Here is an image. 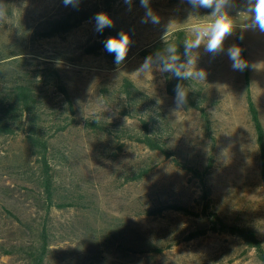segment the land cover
Listing matches in <instances>:
<instances>
[{
    "label": "rangeland",
    "instance_id": "obj_1",
    "mask_svg": "<svg viewBox=\"0 0 264 264\" xmlns=\"http://www.w3.org/2000/svg\"><path fill=\"white\" fill-rule=\"evenodd\" d=\"M5 3L8 19L0 22V90L11 89L27 76L39 86L46 117H64L68 101L59 84L49 80L58 79L67 85L76 112L74 122L52 137L51 157L60 165L56 173L62 184L60 196L75 205L52 212L58 236L53 237L48 264H263L244 240L227 233L179 240L207 223L199 216L174 210L147 214V209L169 200L200 210L203 184L173 158L130 138L142 127L137 116L127 114L122 94L123 80L130 79L157 100L165 118L155 108L156 129L181 161L207 172L215 209L230 222L256 229L264 241V182L245 70L233 71L226 55L233 45L245 50L250 88L264 125V33L248 28L251 14L246 13L245 0H232L228 12L234 28L222 52L213 57L203 43L191 52L194 67L207 73L205 80L189 79L207 117L188 103L173 111L170 73L159 66L148 73L138 69L147 57L142 53L145 48L179 29L192 39L195 25L214 19L210 9L193 10L184 0H150L159 17V23L152 24L141 23L145 9L139 0H133L131 10L123 0H79L78 7L65 6L63 0ZM80 9L106 13L112 29L130 35L133 44L121 64L114 63L103 47L91 51L103 39L94 31L92 18L63 35H42L49 21ZM94 118L110 130L88 128L86 122ZM36 165L37 157L23 135L0 134V264H28L25 249L35 240V218L45 216L41 188L33 179ZM142 169L149 172L137 178ZM115 227L129 239L149 240L164 249L121 251L105 239V231ZM99 249L111 254L97 259L94 254Z\"/></svg>",
    "mask_w": 264,
    "mask_h": 264
},
{
    "label": "trees",
    "instance_id": "obj_2",
    "mask_svg": "<svg viewBox=\"0 0 264 264\" xmlns=\"http://www.w3.org/2000/svg\"><path fill=\"white\" fill-rule=\"evenodd\" d=\"M94 14L90 10L80 9L71 11L62 17L49 21L42 31L45 37H53L63 35L72 29L80 26L85 20L93 18ZM119 31L112 28L105 29L102 34V41L93 45L91 51L96 52L103 47V41L108 34L116 35ZM187 40L186 31L179 29L173 32L165 41L157 42L149 48L143 50L145 56L155 58L158 52H164V49L170 44L177 48V55L180 56V62H184V42ZM104 48V47H103ZM242 58L247 62L248 67L245 69V78L247 85V101L251 119L253 121L257 143L260 151L261 176L264 182V125L260 117L259 108L256 104L254 96L250 88V65L246 56L245 50L242 48ZM50 77H54V73H49ZM169 79V89L173 91L175 84H182L188 91V104L201 110L203 115L207 117V111L202 105V101L195 96L189 80L178 81L171 74ZM59 84V89L65 95L68 104L69 112L64 117L47 118L43 112V104L38 91L39 86L36 82L30 80L26 76L25 80L16 82L9 90H0V134L2 135H23L28 144L32 148L37 157L38 172L33 174L34 182L41 188L42 201L44 202L45 216L35 218V240L25 249L28 264H48L53 237L58 236L57 229L53 228L52 212L55 208H65L68 205H75L68 201L62 200V192L59 187L62 185L56 177L60 165L52 160L51 147L52 137L58 132L65 130L74 122L76 112L67 88L63 81L58 79H49ZM124 109L127 114L132 113L139 118L141 130L137 133H130V138L144 144L151 150L160 151L166 157L173 158V161L183 166L185 169L193 172L198 176L203 184L201 194L200 210H195L187 204L181 203L178 200H169L162 202L147 209V214L157 215L164 211L174 210L186 215H196L207 223L200 227L188 231L183 239L191 240L204 236L209 232L227 233L240 239L252 249H254L264 264V241L260 238L256 229L230 222L225 216L220 214L215 209L212 190L207 183V172L201 170L196 165L188 162H183L177 156V153L171 149L168 140L165 139L164 133L156 129L157 119L155 108L159 109V116L165 118V113L160 104L150 94L140 89L130 79H124L122 83ZM74 114V115H73ZM86 126L96 131H109L107 123L100 119H89ZM149 172L148 169H142L137 178H142ZM60 196V200L58 199ZM39 219V224L37 221ZM51 220V222H50ZM108 227H112L109 226ZM105 239L111 245L119 246V249L124 252H162L164 245L154 243L152 241H141V238L130 239L119 228L108 229L104 233ZM126 238V241H124ZM111 254V251L99 249L94 255L97 259L103 256L104 253Z\"/></svg>",
    "mask_w": 264,
    "mask_h": 264
},
{
    "label": "clouds",
    "instance_id": "obj_3",
    "mask_svg": "<svg viewBox=\"0 0 264 264\" xmlns=\"http://www.w3.org/2000/svg\"><path fill=\"white\" fill-rule=\"evenodd\" d=\"M131 10L133 0H123ZM191 9H210L211 17L214 19L209 23L197 24L193 28L194 36L190 40L184 42V62H180V56L177 55V48L170 44L164 49V52H158L155 58L147 56L141 63L138 71L148 73L152 71L154 66H159L164 73H170L178 81L196 78L205 80L207 73L203 69L195 68L196 61L192 58L193 49L199 48L201 44H205V51L212 54L213 57L222 52L223 42L226 37L231 36L233 32V20L228 10L233 7L232 0H184ZM65 6L78 7L79 0H63ZM140 6L145 9V15L141 19V23L158 24L159 17L150 6V0H139ZM247 5L246 13L251 14V22L248 28L259 30L264 33V0H245ZM8 19V9L5 0H0V22ZM94 31L103 34L105 29L112 28V19L104 12L96 13L93 16ZM168 31L165 32L164 37ZM242 39V37H241ZM133 41L127 32L121 30L115 36H110L103 41L105 52L114 57V63L121 64L128 56L130 46ZM231 61L233 71H244L248 64L242 58V49L233 45L227 49L226 53ZM173 104L174 110L182 109L188 102V91L180 84H175L173 88ZM126 119V118H125Z\"/></svg>",
    "mask_w": 264,
    "mask_h": 264
}]
</instances>
